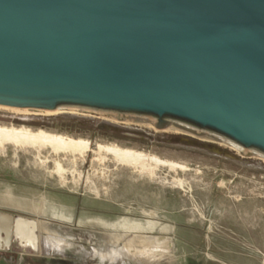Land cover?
<instances>
[{"label": "water", "instance_id": "1", "mask_svg": "<svg viewBox=\"0 0 264 264\" xmlns=\"http://www.w3.org/2000/svg\"><path fill=\"white\" fill-rule=\"evenodd\" d=\"M0 105L264 158V0H0Z\"/></svg>", "mask_w": 264, "mask_h": 264}, {"label": "rangeland", "instance_id": "2", "mask_svg": "<svg viewBox=\"0 0 264 264\" xmlns=\"http://www.w3.org/2000/svg\"><path fill=\"white\" fill-rule=\"evenodd\" d=\"M27 109L0 105V124L74 137L90 150L74 160L0 144V214L41 226L40 249L13 236L0 264H264L263 157L100 114ZM114 146L183 167L120 165ZM136 233L165 237L169 250L131 256L123 243Z\"/></svg>", "mask_w": 264, "mask_h": 264}, {"label": "bare ground", "instance_id": "3", "mask_svg": "<svg viewBox=\"0 0 264 264\" xmlns=\"http://www.w3.org/2000/svg\"><path fill=\"white\" fill-rule=\"evenodd\" d=\"M12 109L23 110L24 108L18 109L12 107ZM27 110L30 111L34 109ZM1 143H12L17 147H33L36 148L39 153L40 150L48 147L54 153H71L74 155V160H76L79 155H84L90 150V146L86 142L74 137L52 138L46 134L33 133L28 128L7 126L3 124H0V144ZM109 153L116 158L120 165H126L130 167L134 166L138 167V169H144L147 164L153 165L154 170L160 168L161 165H168L171 168L183 167L176 162L163 161L160 158L149 155L142 151H134L121 146L111 147L109 149ZM57 165L61 171L64 170L60 163L57 162ZM153 176H156V174ZM179 184L183 185V181L179 180ZM56 208L60 209V212L62 211L60 206H56ZM68 220L70 221L69 218ZM128 225L129 226L127 228L129 230H135L141 226L133 225L129 222ZM40 227L41 226L39 222L26 217L19 216L17 218H13L7 214H0V248L9 247L12 242V237L15 236L22 246L30 248L32 247L34 250L40 249ZM122 238L123 236L120 235L114 237L113 239H115V242H119L122 240ZM166 240L167 239L162 236L152 237L136 233L134 234L133 238L128 239L123 244L124 249L131 256L155 260L164 257L169 250L167 248ZM52 241L57 243L63 242L61 238H57L56 236L55 238H52Z\"/></svg>", "mask_w": 264, "mask_h": 264}]
</instances>
